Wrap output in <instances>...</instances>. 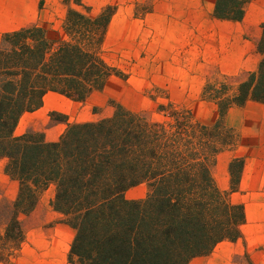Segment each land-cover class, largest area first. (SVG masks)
Wrapping results in <instances>:
<instances>
[{
	"label": "trees",
	"instance_id": "trees-1",
	"mask_svg": "<svg viewBox=\"0 0 264 264\" xmlns=\"http://www.w3.org/2000/svg\"><path fill=\"white\" fill-rule=\"evenodd\" d=\"M248 1L216 0L213 15L239 21ZM75 5L56 37L38 23L0 37V159L17 182L11 204L0 205V263H12L25 238L20 215L30 213L50 186L52 210L74 232L68 263L189 264L221 242L242 238L245 207L231 194L239 189L244 159L230 160L227 190L219 188L212 168L236 143L237 133L223 121L228 108L264 103V22L257 70L231 93L226 79L205 83L201 97L218 111L212 125L171 102L158 104L156 119L113 101L112 114L94 120L69 122L50 112L66 124L56 140L37 131L16 134L21 116L40 108L47 93L83 102L111 77L128 76L103 55L116 7L91 14L80 0ZM139 184L146 195L128 199L126 191Z\"/></svg>",
	"mask_w": 264,
	"mask_h": 264
},
{
	"label": "crops",
	"instance_id": "crops-1",
	"mask_svg": "<svg viewBox=\"0 0 264 264\" xmlns=\"http://www.w3.org/2000/svg\"><path fill=\"white\" fill-rule=\"evenodd\" d=\"M37 2L18 0L15 9H10L4 18L0 16V32L36 21ZM215 3L216 0H105V5L116 6L107 32H122V47L126 50L121 55L125 62L136 64L140 79L168 81L172 103L190 109L206 125L216 121L218 111L213 101L201 97L205 83L241 80L256 71L262 59L258 43L262 38L264 0L246 2L239 21L215 17ZM223 121L234 129L237 139L232 148L220 152L212 174L219 188L227 190L230 160L236 156L244 159L239 189L231 198L244 204L242 237L249 240L250 234L264 230V103L247 100L230 106ZM46 190L52 198L53 186ZM54 213L59 220L54 226L39 225L34 230L24 227L25 238L13 264H77L67 261L73 229Z\"/></svg>",
	"mask_w": 264,
	"mask_h": 264
},
{
	"label": "rangeland",
	"instance_id": "rangeland-1",
	"mask_svg": "<svg viewBox=\"0 0 264 264\" xmlns=\"http://www.w3.org/2000/svg\"><path fill=\"white\" fill-rule=\"evenodd\" d=\"M75 1L76 0H68L64 3V0H38L36 4L37 18L33 23L45 26L49 31L50 37H56L60 31V26L67 8L69 6L78 7L75 5ZM80 1L89 6L91 14H96L105 6V0ZM17 3L18 0H0V16L4 18L6 14L9 13L10 9L16 8L15 5ZM126 3L127 1L125 4ZM128 3L132 4L130 2ZM133 6L136 8L135 4ZM3 33L6 32H0V37ZM121 36V31H114L113 34L110 33V31L107 32L103 55L108 63L127 73L128 76L126 79L115 76L111 77L101 90L94 91L83 102H77L60 94L49 92L44 97L43 104L40 108L21 116L15 130L16 134H22L27 131H37L43 133L46 139L57 138L66 127V124L65 122L51 119L49 115L50 112H56V116L65 115L69 122L94 120L111 115L114 111V106L112 105L113 101L123 105L127 109L145 111L152 118H159L158 104L172 103L168 94V81H146L140 79L138 77L136 64H127L124 57L121 55V53L126 50L125 47H122L123 41ZM209 81L217 85L219 80ZM226 81L229 83L228 90L231 93L238 79H226ZM220 156L221 153L217 155L212 170L218 165ZM3 166L4 163L0 161V205L2 207H7L17 194V184L12 182L4 173ZM146 192V185L139 184L129 188L125 195L128 199H140L146 195ZM50 200V192L44 190L40 194L35 208L28 214L20 215V225L23 231L24 227L27 230H34L39 225L51 227L59 221L57 215L50 206ZM243 229L245 233H248V227ZM245 255L248 256L252 264H264L263 229L256 234H250L249 240L242 237L235 242H221L211 253L205 256L195 257L189 264H248ZM11 264H13V262Z\"/></svg>",
	"mask_w": 264,
	"mask_h": 264
}]
</instances>
